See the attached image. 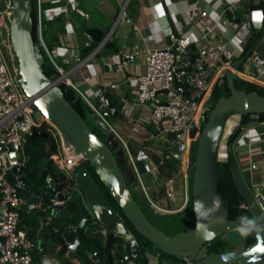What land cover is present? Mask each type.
I'll return each mask as SVG.
<instances>
[{
    "label": "water",
    "instance_id": "water-1",
    "mask_svg": "<svg viewBox=\"0 0 264 264\" xmlns=\"http://www.w3.org/2000/svg\"><path fill=\"white\" fill-rule=\"evenodd\" d=\"M11 2L12 19L8 28L10 43L17 58L19 83L27 95L34 97L35 117L39 118L42 115L48 118L74 150L83 155L122 213L121 216L106 200L86 167L78 168L74 172L73 179L67 180L64 173L53 172L51 166H48V159L44 158L37 177L48 171L53 182L34 187L24 172L25 167L20 165L23 158L21 152L9 151L4 156L8 166L5 178L24 199L28 214L34 217L30 224L40 223V227L32 230V233L38 238L49 235L60 244L59 254L69 250L73 257L84 262L85 256L80 254L78 246L82 240V233L93 223L91 232L93 229L107 230L104 247L97 249L94 255H104L108 264H116L115 253L120 250H123L131 260L146 253V247L142 249L132 231L126 226L124 222L126 219L153 247L171 256H190V264L232 262L264 264L262 210L264 202L260 194L255 197L248 190L234 158L229 161L231 175L245 200L249 214H241L229 219L223 197L217 190L219 148L226 122L236 115L264 113V95L236 88L234 81L239 76L231 70L225 73L229 94L219 97L210 108L200 129L196 147H191L189 151V162L192 166L191 203L194 224L172 235L166 234L148 220L142 207L132 195L129 188L132 169L129 163L121 167L126 160L123 152L117 149L118 142L115 135L109 132L104 140L101 139L65 98L60 84L44 74L43 67L37 59L33 36L36 0H11ZM226 16L229 19L234 17L231 12H227ZM263 38L264 6L262 24L257 36L249 48L233 61L236 69L244 64L248 55L256 50ZM100 90L102 100L96 102V107L104 117H116L118 110L112 104L109 92L104 91L102 87ZM195 132L196 128H192L190 136ZM168 135L174 136L172 133ZM26 138L48 140L49 135L34 129L31 135H26ZM4 150L5 147L0 145V151ZM13 159L17 162H9ZM54 211L57 212L56 216L48 220ZM62 217L65 218L62 223L65 230L75 234L71 242L66 240L63 230L58 231V228H55V220ZM73 221L76 223H72ZM248 231L251 233L249 237L253 239L251 243L247 241ZM215 238L223 240L224 249L209 253L208 244ZM124 239L128 240L129 244L121 245ZM2 248L3 238L0 237V249ZM113 249L114 253H112Z\"/></svg>",
    "mask_w": 264,
    "mask_h": 264
},
{
    "label": "crops",
    "instance_id": "crops-1",
    "mask_svg": "<svg viewBox=\"0 0 264 264\" xmlns=\"http://www.w3.org/2000/svg\"><path fill=\"white\" fill-rule=\"evenodd\" d=\"M66 1L43 0L41 8L44 10L57 7L65 4ZM186 1L76 0V8L51 20L41 13V20L36 21L35 29L38 44L55 52L56 62L64 70L71 68L69 80L72 85L91 97L100 87L109 92L111 102L118 110V114L116 117L111 116L110 122L105 119V123L117 138V149L123 152L124 159L131 166L129 184H133L139 201L136 200L141 207L145 206L148 210L161 215H191L193 219L192 166L189 160L179 162L163 159L167 144L153 137L155 132L146 121L147 114L140 109L127 110V105L135 98L133 80L145 68V51L168 43L167 35L173 28L169 15L171 12L184 10ZM199 3L206 8L213 19H217L219 13L225 9L226 13L231 12L234 17L227 18L230 23L229 29L234 33L240 30L243 23L250 20L253 23L251 32L258 33L262 24L264 0H235V2L234 0H199ZM232 3L233 7L228 8ZM201 34L199 25L193 24L192 36L197 39L192 43L194 51L203 48L206 44L227 42L236 55L235 59L241 55L235 42L227 40L222 27L215 29L206 36V39L201 38ZM107 35L108 40L100 45ZM250 38L248 42L251 41ZM135 51L138 54L133 60L127 61L124 56ZM256 51L264 54V38ZM88 55L91 56L85 63L76 65V57L85 58ZM118 62H122L119 68ZM228 70L235 72L239 79L264 87V75L256 76L249 62L244 61L238 69L219 66L211 79L210 92ZM112 83H118V87L111 88ZM247 119L243 125H241V117L237 115L227 120L219 157L225 159L227 154L231 153L248 190L255 197L258 193L264 196V131L260 130V127L264 126V120H258L256 114H250ZM238 127H240L238 135L228 144L226 139ZM171 138L169 136V139ZM23 210L21 225L28 233H32V230L40 227V223L30 224L34 217L28 214L25 207ZM55 221L64 222L63 219ZM31 235L30 237L40 240L45 248L42 253L33 252V260L36 264H51L57 260L69 262L74 258L69 250L59 254L60 244L49 235L43 238H38L33 233ZM66 240L71 242L67 237ZM101 240L103 248L105 238L101 237ZM120 244L127 245L129 241L124 239ZM152 249L153 247L146 246L145 256L148 264H155L159 259L163 264H173L169 263V258L161 257L159 252L154 253ZM86 253L89 257L88 264H102L89 252ZM123 254V250L115 253V258L119 259L116 264H126L121 259ZM59 255L61 258L57 257ZM96 257H104L106 262L104 255ZM175 259L179 260V257H175L174 262ZM83 264H86L85 261Z\"/></svg>",
    "mask_w": 264,
    "mask_h": 264
},
{
    "label": "built area",
    "instance_id": "built-area-1",
    "mask_svg": "<svg viewBox=\"0 0 264 264\" xmlns=\"http://www.w3.org/2000/svg\"><path fill=\"white\" fill-rule=\"evenodd\" d=\"M42 1L36 0L38 22L41 20V13L51 20L77 7L76 0H67L65 4L42 10ZM4 2V8L0 9V145L5 147L4 151H0V237L3 238L0 264H36L33 260V252L43 251V245L40 240L30 237L21 225L25 201L5 178L8 166L4 156L9 151H20L23 156L20 165L24 168L28 160L25 152V144L28 141L26 135H31L34 129H38L48 133L49 139L55 144V150L47 157L53 172H62L67 180H71L74 172L83 166L85 159L64 139L59 129L48 118L42 115L39 118L35 117L34 97L23 91L18 80V65L14 64L13 57H10L12 61L10 69L3 47L7 51L12 47L8 30L12 19V2L11 0ZM232 7L233 3L228 6V8ZM169 16L173 28L167 35L168 43L145 51V68L133 80L135 98L127 105V110L140 109L147 114L146 121L155 132L153 137L167 144L163 159L183 162L189 160L190 148L193 147L194 142H197L200 129L206 120L207 110L210 107L211 79L215 70L224 65L229 69H235L233 61L236 58L227 42L206 44L203 48L194 51L192 43L197 39L192 36V25L196 23L199 25L203 39L215 29L222 27L227 40H233L239 49V54H242L251 36L253 23L251 20L243 23L240 30L234 33L229 29L226 9L219 13L217 19H213L199 0H187L184 10L171 12ZM107 40L108 35L100 45ZM137 54L138 52L135 51L124 57L127 61H131ZM36 55L40 63L47 61L51 64L55 70L53 80L71 87L93 113L105 122L104 116L96 107L97 100H102L100 89L95 90L91 97L72 85L69 80L71 68L64 70L60 67L56 62L57 54L38 43ZM90 56L76 57V65L85 63ZM245 61L249 62L256 76L264 75V54L254 50ZM121 65L122 62L117 63L118 68ZM110 87H118V83H112ZM192 128H196V132L190 136ZM169 133L174 135L171 139ZM12 161L17 162L16 159L9 160ZM52 182L53 178L47 171L45 184L49 185ZM259 194L264 202V196L261 193L257 195ZM56 214L57 212L54 211L48 220ZM93 232L98 234L99 238L107 236L105 228L93 229ZM121 259L126 264H135L126 253ZM190 262V256H183L179 257L175 264H190ZM51 264H83V262L74 257L69 263L57 260Z\"/></svg>",
    "mask_w": 264,
    "mask_h": 264
},
{
    "label": "trees",
    "instance_id": "trees-1",
    "mask_svg": "<svg viewBox=\"0 0 264 264\" xmlns=\"http://www.w3.org/2000/svg\"><path fill=\"white\" fill-rule=\"evenodd\" d=\"M35 24L36 23H34L33 36H34V40L37 44L38 39L36 37ZM251 33H252L251 38H250L251 41L248 42L245 51L249 48L252 41L255 39V37L258 34L257 31H252ZM100 37H99V39H100ZM41 65L43 67L44 74L47 77L53 79L55 77V70L53 69L51 64L46 61V62L41 63ZM238 82L246 83L249 86L250 89H245L247 92H256L258 94L264 95V87L258 86L256 84H253V83H250V82H247V81H244V80L238 78L234 81V86L238 89H242L240 87H237L236 84ZM60 86L63 90L65 98L69 101V103H71L73 105V107L80 113V115L86 120V122L89 124L91 129L101 139L104 140L106 138L107 134L110 132L108 127L102 123L101 119L99 117H97L93 113V111H91V109L82 101V99L77 95V93L71 87L66 86L65 84H60ZM228 94H229V89L227 87L226 78L224 76L219 81V83L215 84V86L211 92L210 99H209L210 108L213 106V104L215 103V101L219 97L224 96V95H228ZM87 112L90 113L92 116H94V120L96 122H98V124H99L98 126L101 127V129L104 133L103 136H102V134L98 133L96 128L92 127L90 125V123L87 121V119H86V113ZM249 116H250V114L240 116L241 117V125L246 123V121L248 120L247 118ZM257 119L258 120H264V113L258 114ZM239 131H240V127L236 128L228 136V138L226 139V142L228 144H230L236 138ZM28 141H30V146L25 148L26 154L28 155V160H27L26 166L24 168V172H25L26 176L28 177V179H30V181L32 182L34 187H41L45 184L46 172H44L39 178L37 177L39 169H40V165H41L42 160L44 158H47L51 151L55 150V144L51 139L45 140L43 138H35L34 140H28ZM221 142L223 143V140ZM232 158H233V156L231 155V153H228L227 157L225 159H220L218 161L219 182H218L217 190L223 197L224 206L226 207V209L228 211V218L229 219H234V218L240 216L241 214H249V210L245 206V200L242 197L239 190L237 189L236 184H235L233 177L231 175L229 161ZM126 165H127V161H125L121 165V167L126 166ZM48 166H50V161H48ZM83 166L86 167L87 170L90 172L92 178L96 182L99 189L102 191L106 200L110 203V205L114 208V210L122 216L120 208L116 205L114 200L111 198L108 191L103 186V184L100 182L98 176L95 174L94 170L88 165L87 161L84 162ZM132 195H133V193H132ZM58 219L59 220L60 219L65 220L64 217L58 218ZM124 222H125L126 226L132 231L133 235L137 239V241H138L139 245L142 247V249H144L148 245H152L146 238H144L143 236L138 234L133 229L132 225L130 224V222L128 220L124 219ZM72 223H76V222L73 221ZM54 225L56 227H58V231L63 230V232L65 233L66 237L69 240H71V241L74 240L75 234L73 232L65 230L64 225L62 223L55 221ZM182 230H184V229H182ZM28 234H29V236H32L31 232H29ZM250 234L251 233L248 231L247 232L248 243H251L253 241V239L251 237H249ZM81 239L82 240L78 246V251L80 252V254L85 256V260H84L85 263L86 264L89 263V257H88V254L86 253V252H89L92 257L97 258L99 261H101L102 264H106L104 257H96L94 255V252L97 249L102 248L101 238H99V236L97 234H95V233L91 232L89 229H87L82 233ZM156 249L160 253L161 257H165V256L176 257V256H171V255L165 254V253L161 252V250H159L158 248H156ZM207 249H208L209 253L220 252L224 249V242L221 238H215L208 244ZM44 251H45V248H43L42 252H44ZM42 252H40V253H42ZM57 257L61 258V255H59ZM118 260L119 259L117 258V261ZM134 261H135V264H148V259L144 254H142L140 257L136 258ZM67 263H69V262L67 261ZM155 264H163V263L161 262V259H159Z\"/></svg>",
    "mask_w": 264,
    "mask_h": 264
},
{
    "label": "rangeland",
    "instance_id": "rangeland-1",
    "mask_svg": "<svg viewBox=\"0 0 264 264\" xmlns=\"http://www.w3.org/2000/svg\"><path fill=\"white\" fill-rule=\"evenodd\" d=\"M4 4H5L4 0H0V9H3L4 8ZM3 52H4V55L7 58L9 67L11 69L12 68V61L10 60V57H13L14 64H17V58L15 56V53H14L12 47H11L10 51H7V49L3 47ZM236 85H237V87H240V88H242L244 90L245 89H250L249 86L246 83L238 82ZM209 110H210V107L207 110V114H208ZM86 119H87V121L90 123V125L92 127L96 128V130L98 131V133L102 134V136L104 135L101 127L98 126L99 125L98 122H96L94 120V116H92L90 113L87 112L86 113ZM104 119H106L109 122L111 121V118L110 117H104ZM101 121H102L103 124L106 125V123L103 120H101ZM260 130L264 131V126L263 127H260ZM29 146H30V141H28L25 144V148H27ZM193 147L194 148L196 147V142H194ZM129 188H130V191L133 193L134 197L137 199L136 192H135V189H134L133 184H129ZM142 208H143V210H144V212H145L146 217L148 218V220L154 226H156L160 230L164 231L166 234L172 235V234H174V233H176L178 231H182V229H188V228L192 227V225H193V219L191 218V215H189V216L184 215V214L161 215V214L155 213L154 211L148 210V208H146L145 206L144 207L142 206ZM22 215H23V213H22ZM93 227H94V224L92 223L91 225H89V228L88 229L90 230ZM101 242H102V240H101ZM148 247L149 248L150 247H153V245H148ZM152 251L154 253L158 252V250L156 249V247H153ZM165 257L166 258H169L168 259L169 260V263L172 262L173 264H175L176 261H177L176 259H175L176 260L175 262L173 261V259L175 257H167V256H165ZM219 264H226V263H219Z\"/></svg>",
    "mask_w": 264,
    "mask_h": 264
}]
</instances>
